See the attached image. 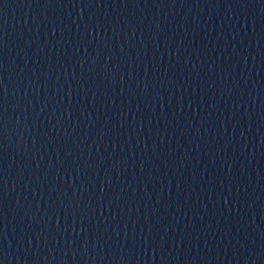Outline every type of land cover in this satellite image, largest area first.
<instances>
[{"label": "water", "instance_id": "water-1", "mask_svg": "<svg viewBox=\"0 0 264 264\" xmlns=\"http://www.w3.org/2000/svg\"><path fill=\"white\" fill-rule=\"evenodd\" d=\"M0 264H264V0H0Z\"/></svg>", "mask_w": 264, "mask_h": 264}]
</instances>
